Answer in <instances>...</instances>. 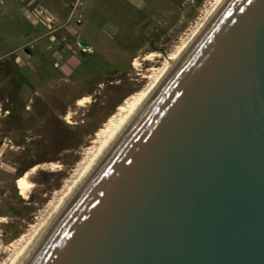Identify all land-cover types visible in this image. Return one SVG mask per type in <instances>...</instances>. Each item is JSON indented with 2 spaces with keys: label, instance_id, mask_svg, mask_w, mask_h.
<instances>
[{
  "label": "water",
  "instance_id": "1",
  "mask_svg": "<svg viewBox=\"0 0 264 264\" xmlns=\"http://www.w3.org/2000/svg\"><path fill=\"white\" fill-rule=\"evenodd\" d=\"M25 264H264V0H230Z\"/></svg>",
  "mask_w": 264,
  "mask_h": 264
},
{
  "label": "rangeland",
  "instance_id": "2",
  "mask_svg": "<svg viewBox=\"0 0 264 264\" xmlns=\"http://www.w3.org/2000/svg\"><path fill=\"white\" fill-rule=\"evenodd\" d=\"M211 3L0 0V262L46 220L96 132L147 83L161 59L146 56L173 51ZM38 165L25 198L18 175Z\"/></svg>",
  "mask_w": 264,
  "mask_h": 264
},
{
  "label": "bare ground",
  "instance_id": "3",
  "mask_svg": "<svg viewBox=\"0 0 264 264\" xmlns=\"http://www.w3.org/2000/svg\"><path fill=\"white\" fill-rule=\"evenodd\" d=\"M229 2L230 0H212L211 5H209L210 7H208L209 9L206 12L204 11L205 13L201 16L202 18L198 19V23L196 22L197 25L195 24L196 26L188 34H185L179 44L174 47L173 51L165 57L156 52H151L146 56L145 61L154 64L157 59H161L158 63L159 65L151 68L148 75L145 76L147 83L138 92L126 98L103 127L96 132L93 141H91L92 145L85 150L73 175L65 182L62 190L57 193L58 200L56 203L54 202L55 204L52 206L46 220L41 225L35 226L31 235L28 233L24 234L12 242L8 248L5 247L4 250L6 249L9 257L5 261H1L2 263L0 262V264L26 263L35 249L110 158L117 146L134 127L156 95L167 83L171 75L177 70ZM136 61L137 59H135L134 65H137ZM85 103H90L89 97L80 99L77 104L83 106ZM38 167L39 165L31 168L18 181L20 194L25 198L28 196L31 188L28 178ZM2 250L0 246V251Z\"/></svg>",
  "mask_w": 264,
  "mask_h": 264
},
{
  "label": "trees",
  "instance_id": "4",
  "mask_svg": "<svg viewBox=\"0 0 264 264\" xmlns=\"http://www.w3.org/2000/svg\"><path fill=\"white\" fill-rule=\"evenodd\" d=\"M31 168H32V167H31ZM24 172H25V170H24V171H22V172H21V173L18 175V176H19V178L23 176Z\"/></svg>",
  "mask_w": 264,
  "mask_h": 264
},
{
  "label": "flooded vegetation",
  "instance_id": "5",
  "mask_svg": "<svg viewBox=\"0 0 264 264\" xmlns=\"http://www.w3.org/2000/svg\"><path fill=\"white\" fill-rule=\"evenodd\" d=\"M25 49H28L27 47H25ZM0 112H2V109L0 108ZM8 114V111H5V115Z\"/></svg>",
  "mask_w": 264,
  "mask_h": 264
},
{
  "label": "built area",
  "instance_id": "6",
  "mask_svg": "<svg viewBox=\"0 0 264 264\" xmlns=\"http://www.w3.org/2000/svg\"><path fill=\"white\" fill-rule=\"evenodd\" d=\"M76 8V7H75Z\"/></svg>",
  "mask_w": 264,
  "mask_h": 264
}]
</instances>
